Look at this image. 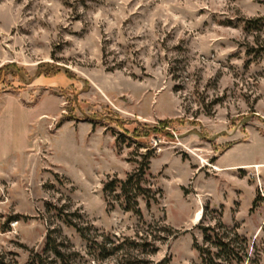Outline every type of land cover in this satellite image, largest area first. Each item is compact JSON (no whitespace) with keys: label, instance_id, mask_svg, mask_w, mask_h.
<instances>
[{"label":"rangeland","instance_id":"rangeland-1","mask_svg":"<svg viewBox=\"0 0 264 264\" xmlns=\"http://www.w3.org/2000/svg\"><path fill=\"white\" fill-rule=\"evenodd\" d=\"M263 49L264 0H0V67L59 70L0 83V264L42 253L51 228L70 263H117L65 216L119 240L164 222L175 237L148 259L170 264H198L193 239L222 222L247 240L241 264H264ZM137 124L158 126L137 139L162 193L138 199L141 221L102 192L147 151L116 143Z\"/></svg>","mask_w":264,"mask_h":264},{"label":"trees","instance_id":"trees-1","mask_svg":"<svg viewBox=\"0 0 264 264\" xmlns=\"http://www.w3.org/2000/svg\"><path fill=\"white\" fill-rule=\"evenodd\" d=\"M249 23H256V20H251ZM254 26V24H251ZM264 55V49L262 50ZM59 70L54 65L40 63L37 65L35 73L28 75L26 71L18 67L14 63L4 64L0 67V83L9 85L10 80L18 77L25 83H29L33 78L40 76L55 75ZM173 121H168V123ZM158 130V126H149L146 124H137L135 133L128 134L113 130L116 134V143L121 138L127 139L134 143L137 147L147 148L148 146L138 137H146L151 131ZM230 145L225 148H229ZM151 149L141 154L142 160L136 161V168L129 173L124 180L112 178L105 182L102 187V192L106 197L112 195L113 199L126 212L134 214L138 220H142V213L138 205V199L141 198L146 202V206L150 207L152 202H156L161 198V190L153 189V186L146 180L145 175L149 169V159ZM254 202L252 204V208ZM65 225L75 229V231L89 243L88 254L99 259H106L107 257L116 255L118 260L116 264H170V258H164L161 261L154 262L148 257L156 254L159 250L160 244L165 243L170 238L175 237L176 231L164 222H156L154 226L160 227L159 230L153 229L150 233H140L138 230L134 238L123 237L120 240L113 235L100 233L92 224H87L85 227L79 223H75L72 219L65 216L63 220ZM216 227H202L203 246L199 245L193 239V248L198 252V264H241L247 253L240 254L236 251L238 241L247 242L245 237L240 236L234 229H228L222 222H217ZM152 226L149 225L147 229ZM216 228L222 230V234L216 232ZM157 230V231H156ZM156 231L157 234L152 235ZM226 231L232 233V238L227 239ZM55 228L48 229L45 245L42 253L32 251L29 259L25 264H72L70 263L69 254L65 252L64 240L56 234ZM64 238V237H63ZM101 239V241L98 240ZM206 245V246H205ZM242 250V249H241ZM73 254V253H71Z\"/></svg>","mask_w":264,"mask_h":264},{"label":"bare ground","instance_id":"bare-ground-1","mask_svg":"<svg viewBox=\"0 0 264 264\" xmlns=\"http://www.w3.org/2000/svg\"><path fill=\"white\" fill-rule=\"evenodd\" d=\"M201 218V212H198L195 217V221L197 222Z\"/></svg>","mask_w":264,"mask_h":264},{"label":"crops","instance_id":"crops-1","mask_svg":"<svg viewBox=\"0 0 264 264\" xmlns=\"http://www.w3.org/2000/svg\"><path fill=\"white\" fill-rule=\"evenodd\" d=\"M237 165H238V164H237ZM252 165H253V166H254V165H260V163H253Z\"/></svg>","mask_w":264,"mask_h":264}]
</instances>
